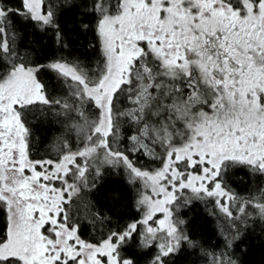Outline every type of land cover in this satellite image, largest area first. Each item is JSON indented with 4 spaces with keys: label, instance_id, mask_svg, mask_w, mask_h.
Listing matches in <instances>:
<instances>
[{
    "label": "snow or ice",
    "instance_id": "1",
    "mask_svg": "<svg viewBox=\"0 0 264 264\" xmlns=\"http://www.w3.org/2000/svg\"><path fill=\"white\" fill-rule=\"evenodd\" d=\"M74 10L91 17L81 28L97 38L94 65L63 55L61 19ZM37 111L67 121L79 143L57 137L55 157L34 153ZM108 169L126 187L113 189V207L102 211L86 197L103 196ZM235 171L255 191H234ZM193 199L212 200L235 230L218 226L219 251L180 217ZM125 200L138 217L114 221ZM89 206L103 229L95 239L82 232L80 211ZM258 223L264 0H0V264H177L185 254L243 264L234 241L241 225Z\"/></svg>",
    "mask_w": 264,
    "mask_h": 264
},
{
    "label": "trees",
    "instance_id": "2",
    "mask_svg": "<svg viewBox=\"0 0 264 264\" xmlns=\"http://www.w3.org/2000/svg\"><path fill=\"white\" fill-rule=\"evenodd\" d=\"M82 0H77V3ZM91 22V17H81L78 10L67 13L61 19V23L65 26V42L67 47L63 49V55L69 60L79 59L82 62L94 65L101 57L97 38L95 36L93 28L88 31H84L81 28V22ZM32 31L31 28L28 29ZM47 41L46 52L47 56L51 57L53 52H56V48L52 43L51 34L49 33L44 37ZM24 51V48H21ZM39 56L41 60H44L45 53L37 51L35 54ZM49 77H55V73L49 72L44 78L49 80L50 85L55 84V79H49ZM59 95H67V89H62L58 92ZM70 99V96L68 97ZM127 106V102L125 105ZM42 106H37L39 110ZM37 119L33 121L36 125L34 128V135L36 137V144L33 152H37L40 156H53L55 157L59 145L54 142V138L67 137L70 143H79L75 139L76 134L71 132L68 127L67 121L57 120L52 116H41L39 111L36 113ZM128 125L123 124L122 130L127 129ZM126 136L128 132H123ZM62 142V140H61ZM145 164L151 167H159V161L152 162L145 160ZM231 183L230 187L241 195H246L247 191H255V184L246 183L247 178L244 176L243 171H235L230 173ZM243 178V180H242ZM104 194L101 197H97L95 194H91L87 199L100 200V204H97V209L107 211V209L113 207L110 194L113 189H119L126 187L124 176L114 174L112 169H108L105 173L103 181L101 182ZM103 205L101 208L100 205ZM96 209L89 207H82L80 211L82 232L85 238L95 239L98 238L101 230L99 224H95L92 221V213ZM235 208L233 212L235 214ZM215 213V214H213ZM113 220H120V223L127 222L134 217H138L136 210L130 206L129 200H125L124 204L120 205L112 214ZM121 215L123 219H121ZM179 215L184 219L186 227L189 229L192 236L197 239L206 248L215 249L219 251L224 244V234L229 231L235 235V230H230V226L226 222V218L214 207L212 200H197L193 199L190 203L183 206L179 210ZM220 225L224 227V234L219 230ZM261 227L264 225L257 224L255 229L251 226L244 229L241 225V234L234 241V250L237 257H239L243 264H264V232L261 231ZM147 258H141V264H145ZM177 264H202L198 261V257L195 254L183 255L177 260Z\"/></svg>",
    "mask_w": 264,
    "mask_h": 264
},
{
    "label": "rangeland",
    "instance_id": "3",
    "mask_svg": "<svg viewBox=\"0 0 264 264\" xmlns=\"http://www.w3.org/2000/svg\"><path fill=\"white\" fill-rule=\"evenodd\" d=\"M234 209V208H233Z\"/></svg>",
    "mask_w": 264,
    "mask_h": 264
}]
</instances>
